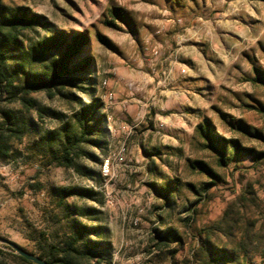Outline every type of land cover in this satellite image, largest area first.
I'll return each mask as SVG.
<instances>
[{
    "label": "rangeland",
    "instance_id": "rangeland-1",
    "mask_svg": "<svg viewBox=\"0 0 264 264\" xmlns=\"http://www.w3.org/2000/svg\"><path fill=\"white\" fill-rule=\"evenodd\" d=\"M3 2L9 6L29 7L57 29L91 33L97 68L88 74L94 76L95 81L80 82L85 89L67 86L63 90L79 94L87 104L93 98H100L107 126V112L113 110L110 107L113 103L106 102L102 97L108 92V86H104L103 81L108 80L109 73L99 75V64H109L111 58H126L133 51L142 49L151 50L153 57L158 56L160 47L154 40L161 41L170 30L178 35H190V40L197 42L199 49L200 42H213L215 64H183L185 74L191 72L197 75L191 80V93H187V101L183 105L162 111L164 117L156 124L154 121L150 124L144 122L145 116H137L128 123L129 127L109 129L112 131L109 132L106 152L87 146L103 162L107 156L116 153L121 144H125V161L114 162L111 179L102 174L93 177L75 168L56 165L44 145L43 138L50 131L58 130L63 121L52 115L39 119L37 108L45 106L57 110L72 120L73 112L78 108L75 101L59 94L51 97L46 91H38L29 95L38 106L28 111L19 101L1 97L0 124L4 110L21 115L25 126L29 117L38 122L35 130L26 126L21 138L11 140L8 157L0 156L1 237L36 255L43 254L51 243L60 240V234L67 227L61 209L56 206L54 190L69 186L99 188L96 191L100 192L101 202L76 197L69 198V202L97 207L102 211V222L113 223V231L109 229L113 244L112 260L102 264H197L194 250L199 244V228L218 220L225 210L230 211V217L239 219L237 228L242 225V218L247 217L255 220L256 228L260 227L264 232V160L254 165L253 159L245 155L238 160V166L233 161L227 168H220L216 165L214 154L200 145L196 132L199 124L209 120L216 133L237 138L245 146L264 151V84L253 80L258 73L264 75V0ZM112 7L122 8L127 22L112 17ZM111 17L115 24H107ZM95 32L106 35L113 47L100 43ZM216 40H220L221 44ZM238 121L260 135L239 132L233 126ZM194 159L209 162L222 174L223 180L212 185L209 196L198 202L197 221L189 226L183 220L188 214L184 208L198 197L185 184L191 182L199 187L209 181L206 175L189 167V160ZM78 164L101 171L102 163L86 157L78 159ZM158 172L176 180L181 188L174 209L161 208L164 201L151 186L154 181L164 183L157 176ZM123 191L141 199L138 204L125 206L121 211ZM160 213L172 224L170 226L179 230L183 238L181 244L173 241L157 245L154 228L164 229L157 217ZM135 217L140 219L137 226L131 223ZM0 249L3 251L0 253V264H22L12 256L15 251L9 245L0 242Z\"/></svg>",
    "mask_w": 264,
    "mask_h": 264
},
{
    "label": "trees",
    "instance_id": "trees-1",
    "mask_svg": "<svg viewBox=\"0 0 264 264\" xmlns=\"http://www.w3.org/2000/svg\"><path fill=\"white\" fill-rule=\"evenodd\" d=\"M110 13L112 17L127 22L122 8L112 7ZM112 17L107 24H115ZM95 35L100 43L113 47L106 35L100 32H95ZM92 50L90 32L57 29L31 8L9 6L0 0V99L4 97L8 101H19L28 111L38 106L37 101L29 96L38 91H46L51 97L59 94L75 101L78 108L73 112L72 120L57 110L45 106L37 108L39 119H43L44 115H52L63 121L58 130L50 131L43 138L44 145L56 165L75 168L82 174L95 177L101 175V171L80 166L78 159L86 157L102 163V158L87 146H95L104 152L109 146L110 131L107 116L102 112L103 102L100 98H93L87 104L79 94L63 90L67 86L85 89V85L80 82L95 81L94 76L88 74L97 68ZM253 80L264 84V75L258 73ZM25 122L32 130L38 125L31 117ZM26 126L22 124L21 115L16 112H2L1 157L9 156L11 140L21 138ZM233 126L241 133L260 135L259 132H251L241 121ZM196 132L200 145L214 154L216 165L220 168H227L233 161L238 166V160L245 155L253 159L254 165L264 160V151L245 146L237 138L216 133L209 120L199 124ZM188 164L192 170L209 179L199 187L191 182L185 184L198 197L184 208L188 214L183 220L189 225L197 221L198 202L209 196V188L220 183L223 176L206 160H189ZM158 173L157 176L164 183L154 181L151 186L164 201L161 208L174 209L181 188L176 180L167 178L162 172ZM54 191L56 206L61 209L67 227L60 234V240L51 243L39 256L50 264H102L111 261L113 244L109 238L110 230L101 220L102 211L94 206L69 202L71 197L101 202L100 192L83 186L59 187ZM157 217L164 226L163 230L154 228L157 245L163 246L173 241L181 244L183 238L179 230L170 226L172 224L167 222L164 214L160 213ZM242 219V225L237 228L239 219L237 221L230 217V211L225 210L218 220L199 228V244L194 250L195 263L264 264V232L260 227L256 228L255 220L247 217ZM12 256L22 264H34L18 253L13 252Z\"/></svg>",
    "mask_w": 264,
    "mask_h": 264
},
{
    "label": "crops",
    "instance_id": "crops-1",
    "mask_svg": "<svg viewBox=\"0 0 264 264\" xmlns=\"http://www.w3.org/2000/svg\"><path fill=\"white\" fill-rule=\"evenodd\" d=\"M154 42L160 47L158 56L153 57L151 50L142 49L133 51L126 58H111L109 64H99L98 73H109L108 91L115 96L110 106L113 110L107 112L109 129L129 127L128 123L137 116H145L144 122L150 124L154 121L156 124L164 117L162 111L183 105L187 101V93H191V80L197 75L185 74L183 64H215L213 42H200L199 49L196 46L199 44L192 42L190 35H178L174 30H170L161 41ZM217 43L221 44V41ZM134 183L138 184L137 181ZM122 199L121 211L125 206L138 204L141 198L123 191ZM105 224L113 231L111 221L106 220Z\"/></svg>",
    "mask_w": 264,
    "mask_h": 264
},
{
    "label": "built area",
    "instance_id": "built-area-1",
    "mask_svg": "<svg viewBox=\"0 0 264 264\" xmlns=\"http://www.w3.org/2000/svg\"><path fill=\"white\" fill-rule=\"evenodd\" d=\"M155 53H158V50H155ZM103 85L104 86H108V80L103 81ZM106 102L112 104L115 100V96L114 93H112L111 91H108L105 96H104ZM118 162V163H124L125 161V144H121L119 150L112 154L107 156L101 165V174L108 179H111L114 176V162ZM93 188L95 190H98L99 188H97L96 186H93ZM140 212L142 211L141 209L139 210ZM139 217H135L131 219V223L134 226H137L139 224ZM118 264H123V263H118Z\"/></svg>",
    "mask_w": 264,
    "mask_h": 264
},
{
    "label": "water",
    "instance_id": "water-1",
    "mask_svg": "<svg viewBox=\"0 0 264 264\" xmlns=\"http://www.w3.org/2000/svg\"><path fill=\"white\" fill-rule=\"evenodd\" d=\"M0 242L9 245L16 253L25 257L27 260L33 262L34 264H50L46 259L24 249L23 247H21L17 243H15V242L7 239V238L0 236Z\"/></svg>",
    "mask_w": 264,
    "mask_h": 264
}]
</instances>
